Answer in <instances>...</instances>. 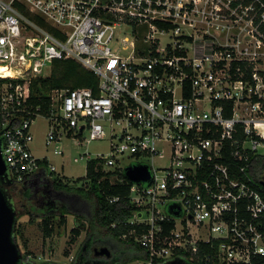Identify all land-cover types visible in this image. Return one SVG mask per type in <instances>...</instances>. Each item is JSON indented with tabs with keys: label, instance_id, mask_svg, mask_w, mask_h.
I'll list each match as a JSON object with an SVG mask.
<instances>
[{
	"label": "built area",
	"instance_id": "1",
	"mask_svg": "<svg viewBox=\"0 0 264 264\" xmlns=\"http://www.w3.org/2000/svg\"><path fill=\"white\" fill-rule=\"evenodd\" d=\"M70 60L96 91L53 89L34 105L33 82ZM0 67L12 74L0 73L8 180L56 172L31 147L38 117L58 156L63 140L111 128L112 154L91 160L114 184L130 167L151 174L126 178L147 255L128 264H264V0H0Z\"/></svg>",
	"mask_w": 264,
	"mask_h": 264
},
{
	"label": "trees",
	"instance_id": "2",
	"mask_svg": "<svg viewBox=\"0 0 264 264\" xmlns=\"http://www.w3.org/2000/svg\"><path fill=\"white\" fill-rule=\"evenodd\" d=\"M97 85L98 79L95 74L83 69L79 63L71 60L59 61L54 64L51 76L39 78L33 82L31 101L34 105L44 104L48 106L50 102L48 93L53 89L89 87L96 91ZM45 162L47 165L46 160ZM53 174L55 173L50 175L53 176ZM111 176L110 172L107 173L103 170L102 161L90 160L87 163L86 177L79 179V181H83L82 187L70 186L63 183L59 177H56L52 181L51 187L48 184L38 186L46 192L42 190L43 193L37 194L39 198L36 200V197H33V187L27 184L28 190L23 194V198L28 199L30 204L37 201L43 208L42 214H34L35 208L32 206L31 211L26 214L33 223L38 219L42 221L43 236L48 239L54 235V221L56 218L60 219L62 225H66L67 215L72 213L77 219L76 227L72 230V243H75L87 228V240L92 246L102 243L109 247V243L105 240V236H107L128 248L129 254L125 260L120 262L116 259L113 264H128L131 261L145 259L147 255L144 249L135 242V237L130 235L131 226L127 224L134 210L128 201L131 184L126 181L124 174H120L124 179L123 183H112ZM18 185L14 180H7L3 188L13 195L18 192ZM59 192L75 193L82 201L89 203L92 216L88 218V227L84 222L87 221L85 216L73 212L65 202L59 200ZM113 197H120L121 199L116 203H111L110 198ZM23 207L26 206L23 205ZM16 234L21 235L19 229L16 230ZM124 235H127L125 240L123 239Z\"/></svg>",
	"mask_w": 264,
	"mask_h": 264
},
{
	"label": "rangeland",
	"instance_id": "3",
	"mask_svg": "<svg viewBox=\"0 0 264 264\" xmlns=\"http://www.w3.org/2000/svg\"><path fill=\"white\" fill-rule=\"evenodd\" d=\"M123 38L124 37H121V39ZM118 47H123L121 40ZM32 131L34 134V141L31 147L34 155L38 158L47 157L50 164L56 169L55 174L51 176L52 179H49L47 182L50 187L52 181L56 177H59L63 183L69 184L70 186L82 187L83 181H79V179H84L86 177L88 161L98 157H108L112 154L110 136L113 132L111 128H106L107 138L105 140L91 141L88 145L84 143L83 146H78L72 139L63 140L60 144V150H63L64 154L59 156L53 153L54 146H51L49 149L45 148L44 141L48 132V123L46 120L38 117L33 123ZM74 139L76 140L77 138ZM76 158L78 162L74 161ZM130 163V160L126 161L127 165ZM155 166L163 168L166 166V162L163 160H156ZM41 185V182H38L36 185H30L34 189L33 197L35 196L36 198H34L36 200L39 198L37 194L40 192L43 193L42 190L44 189L39 188ZM22 188L23 185L19 184L16 194L11 195L9 191L7 193L11 195V201L18 212L16 230L19 229L21 235L16 234L15 237L20 245V250L24 257V264H73L74 259L82 250L88 238L86 232L87 228L82 232L76 242L72 243V230L76 227L77 219L71 213L67 215L66 225H62L60 219L56 218L54 221V235L51 238L45 239L41 226L42 221L38 219L33 223L26 214L28 211H31L32 206L35 208L34 214H42L43 206L37 201L34 204H30L28 199L23 198V194L21 193ZM44 191L46 192V190ZM58 195L59 200L65 202L73 212H77L87 218V221L84 222L88 227V218L92 216L89 203L82 201L75 193L59 192ZM23 205L26 207L24 208ZM105 240L109 245L113 246L111 250L122 252L119 256L120 258H118L120 262H123L129 254L128 248L124 244L112 240L110 237L105 236Z\"/></svg>",
	"mask_w": 264,
	"mask_h": 264
},
{
	"label": "water",
	"instance_id": "4",
	"mask_svg": "<svg viewBox=\"0 0 264 264\" xmlns=\"http://www.w3.org/2000/svg\"><path fill=\"white\" fill-rule=\"evenodd\" d=\"M2 145L3 139L0 137V264H24L20 245L15 238L18 212L11 201V195L3 188L8 176L6 162L2 154ZM150 176V171L146 165L127 168L125 173L127 180L133 183L147 182ZM96 255L109 257L111 251L105 246L96 249Z\"/></svg>",
	"mask_w": 264,
	"mask_h": 264
},
{
	"label": "flooded vegetation",
	"instance_id": "5",
	"mask_svg": "<svg viewBox=\"0 0 264 264\" xmlns=\"http://www.w3.org/2000/svg\"><path fill=\"white\" fill-rule=\"evenodd\" d=\"M27 190L28 189L26 185H23V188L21 189V193L24 194ZM109 246L110 247L108 248L111 251V255L109 257L97 256L96 249H101L102 247H105V245H103L102 243H98L96 244V246H92L90 245L89 240H86L84 246L82 247V250L74 259L73 264H113L116 259L120 260L119 256L122 254V252L113 251L111 250L113 246L111 245Z\"/></svg>",
	"mask_w": 264,
	"mask_h": 264
},
{
	"label": "bare ground",
	"instance_id": "6",
	"mask_svg": "<svg viewBox=\"0 0 264 264\" xmlns=\"http://www.w3.org/2000/svg\"><path fill=\"white\" fill-rule=\"evenodd\" d=\"M0 73H3L4 76H11V72H9L8 70L1 68L0 67Z\"/></svg>",
	"mask_w": 264,
	"mask_h": 264
}]
</instances>
